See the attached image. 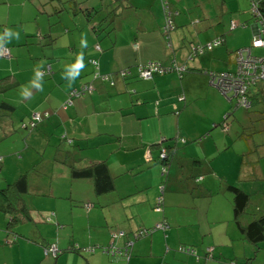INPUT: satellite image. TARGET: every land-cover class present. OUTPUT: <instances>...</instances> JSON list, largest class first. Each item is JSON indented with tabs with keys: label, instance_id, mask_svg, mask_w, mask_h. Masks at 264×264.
Listing matches in <instances>:
<instances>
[{
	"label": "crops",
	"instance_id": "1",
	"mask_svg": "<svg viewBox=\"0 0 264 264\" xmlns=\"http://www.w3.org/2000/svg\"><path fill=\"white\" fill-rule=\"evenodd\" d=\"M45 1L26 8L20 5L16 23H8V11L0 10V32L14 24L18 26L12 29L20 32V39L5 47L10 52L6 61L12 62L19 54L18 46L28 42L38 43L41 52L30 65L18 67L12 62L11 69L0 71V77L9 75L11 79L10 86L0 92V102L13 106L0 115V144L9 141L8 152L0 151V189L27 172L29 192L22 196L31 214L26 222L30 224L6 228L8 215L0 208V264H264V240L253 244L243 237L234 220L232 194L226 188L234 184L249 195L248 205L237 219L240 225L264 210V85L250 88L253 103L249 109L238 108L227 115L230 100L211 85L205 72L232 70V52L248 45L258 33L259 24L249 11L250 0H121L124 5L115 15L113 32V28L82 32L84 24L77 21L64 25L62 32L45 29ZM93 9L85 11L92 13ZM60 10L54 8L53 12ZM167 11L173 12V28L163 34ZM90 16L89 30L95 31ZM24 22L33 23L29 31ZM230 22L235 25L230 27ZM100 26L96 25L99 31ZM81 32L88 41L84 49L79 46ZM65 36L63 45L54 44ZM217 37L221 38L218 46L190 56V45ZM42 45L50 46L49 50ZM57 48L61 50L55 53ZM255 49L258 53L252 49V54L264 52L263 47ZM80 52L86 67L72 87L64 79H53L54 72L63 71ZM147 61L163 66L174 63L185 69L137 78L135 66ZM38 65L51 77L44 76L42 92L34 94L32 89L30 97L22 98L20 86L28 83ZM124 69L129 71L125 77L119 75ZM105 75L108 78H101ZM61 101L65 109L59 107ZM54 106L58 108L51 111ZM30 110L46 113L48 118L26 135L20 122ZM53 124L60 125L66 138L62 140L82 158L56 162L62 168L55 174L61 183L66 179L69 184L90 182L85 193L70 187L48 194L33 173L39 171H28L36 164L30 150L29 160H21L16 144L19 137L24 134L22 139L35 142L34 132H50ZM14 127L18 136L11 135ZM161 147L172 149L164 174L162 167L158 171ZM16 148L19 155L15 156ZM7 155L13 157L6 163ZM98 162L108 170L110 189L98 192L89 177L70 176L71 167ZM37 184L43 189L38 197L54 199L55 204L36 205L32 197H36ZM156 195L162 198L159 211L152 208ZM67 198H75L78 205L65 204ZM33 210L43 216L33 215ZM159 222L166 228L131 236L139 228ZM38 224L43 228L39 230ZM118 231L123 235L111 238ZM111 243L127 250L111 256L104 250ZM50 244L56 247L54 255L43 253ZM179 245L192 246L195 254L177 251Z\"/></svg>",
	"mask_w": 264,
	"mask_h": 264
},
{
	"label": "rangeland",
	"instance_id": "2",
	"mask_svg": "<svg viewBox=\"0 0 264 264\" xmlns=\"http://www.w3.org/2000/svg\"><path fill=\"white\" fill-rule=\"evenodd\" d=\"M14 1V0H13ZM22 1V2H21ZM20 4L19 3H14L13 4H4V3H0V10H7L8 11V23H11L10 21H12V23H16L17 22V18L20 15V10H21V6L23 7H27V6H31L32 4H38L40 2H38V0H21ZM44 1V0H41ZM64 1V2H62ZM116 3H113V0H46L44 2V6L43 9L46 10L45 14L48 15L45 17V15L43 16V13H40V16H43V24L45 29H47L48 27H51L53 30L58 29L59 31L62 32V29H64V25L66 24H72L73 21H77V23H79V25L82 23L84 24L83 26V30L82 32H103V31H99L97 29H95V31L89 30V25L87 24V19L85 15H83V13L85 12L86 9H92L94 8V11H100L99 15H101L102 13H107L108 10H110V8L112 6H114ZM54 8H61L60 11L58 12H53ZM26 13V11H24ZM74 12H76L74 14ZM95 13V12H94ZM91 13L90 16V20L92 21L93 25H97L98 23H94L96 22V19L98 17V14H94ZM27 14V13H26ZM79 16V17H78ZM117 16V15H116ZM116 16L113 19V25L114 23L117 22V20H115ZM49 18V19H48ZM21 19L24 20L25 17L23 15V13H21ZM24 28L29 31V29L33 26V23L31 22H24ZM18 25L14 24V25H8V28H16ZM99 27V26H98ZM115 26L113 27V30L111 32L114 31ZM72 32H77V31H72ZM81 32V33H82ZM1 33V32H0ZM38 37V36H37ZM69 38V36H67ZM39 38V37H38ZM66 39L65 37H62L61 39H56L55 40V45H63L62 43L64 42V40ZM58 40V41H57ZM57 41V42H56ZM93 42H96L95 39ZM95 45V44H94ZM18 51L19 54L18 56L12 61L13 63H16V65L18 67L23 66V65H30L32 64L34 61H36L34 59V56H38L41 54L40 52V45L38 43L36 44H31L28 42V44L26 45H21L18 46ZM22 47V48H21ZM47 50H49L48 48L50 46L47 45H42V48H46ZM61 49L57 48L54 49L55 53H58ZM49 52V51H47ZM256 49H253V53H256ZM258 53V52H257ZM8 59H6V57L4 56H0V71L5 70V69H11V64L12 62L10 61H6ZM53 58H51L50 61H52ZM6 74V73H5ZM54 76L53 79L55 80H60L62 79V74L63 71L62 69H58L56 72H54ZM45 77H51L50 74L46 73L44 75ZM92 77V74H91ZM256 84H258L259 86H262V84L264 85V81H258ZM56 92L58 91L57 87H53ZM42 91H34V94H38ZM55 92V94H56ZM66 98V94L64 96V100ZM63 100V101H64ZM61 101L59 107L62 109H65V102ZM70 107V106H69ZM58 107L54 106L53 109L51 111H55ZM33 111H39V110H30V112L28 111L24 117L25 120L20 122V130L21 132H25L26 135H29L32 131H34L37 126L40 124V122H42L43 120H45L46 118H48L46 113H40L38 114L39 117L37 119H33L32 120V115L34 114ZM42 112V111H41ZM50 115V113H49ZM24 125V126H22ZM18 134H20V132L14 127V130L12 131V136H18ZM50 135V136H49ZM24 136V134H23ZM23 136H21V138L19 137V141L22 140L20 143L19 141H17V146H19V150H20V155H21V160H29L28 159V150L29 151V155L34 158V160L36 161V164L34 166H31L29 168L28 171H31L32 169H35L36 171H39L37 173H35V171L33 172L35 174V177L38 178V183L40 185H43L47 188L48 194L50 191L53 192H64L65 190H67L68 188L72 187L73 191L78 193V194H82L85 193L87 190H89L91 188L90 182L88 183L87 181H77V182H70V184L68 183L67 179L66 181L64 180L63 183H61L60 181V177L57 176L55 173L57 171H59L60 169L58 168H62V166L60 164H57L56 162H61L63 159H67L70 161H79L81 158V155L76 154L73 152V150L75 151V149L73 148L72 145L68 146L66 145V143L64 142V140L66 138L63 137V135L61 134V128L59 124H53L52 126V131L47 132V133H42L40 130H36L33 134V138L32 140L35 142L30 141V139H22ZM62 138H64V140H62ZM9 141L5 140V143L2 145L0 144V151H5V153L8 152V143ZM24 149V150H23ZM17 152H13V155H19V151L16 148ZM33 152V153H32ZM13 155H7L5 156V161L7 163L8 159L10 158V160H12ZM30 158V159H32ZM54 165V167H53ZM156 166V165H154ZM162 165L159 164V169L160 170ZM158 173V172H157ZM27 174V172H26ZM39 184H37L39 187V189L37 190V192H34V194H36V197H32L33 201H35L36 205H43L45 202H47V205H49L48 202H51L52 204H55L54 199H48V198H41L38 197V195H40V191H42V186H40ZM69 184V185H67ZM164 183L158 184V186L156 187V190L160 187L163 186ZM29 192V190H28ZM27 192V193H28ZM160 193V192H159ZM159 197V195L155 196L153 204H152V208L154 209L155 203H156V198ZM30 201V205L32 206V200L31 198H27ZM75 198H73V200H68L65 199L63 200L68 204H72V205H78V203L75 202L74 200ZM60 202V201H57ZM157 211V210H155ZM38 215L40 214V216H43L41 214V212H37ZM35 212V210H33V215L37 214ZM41 222H44L42 220H40ZM25 224H30L29 222ZM37 224V223H36ZM34 224V225H36ZM33 225V226H34ZM39 226V230L41 228H43L42 225L38 224ZM30 230V227L27 228L26 232ZM37 232L40 233V231L36 229ZM158 230V229H156ZM154 231V230H152ZM152 231H150L149 233H151ZM148 234V233H147ZM146 235V234H143ZM38 236L40 237V235L38 234ZM131 236L133 237V232L131 233ZM142 236V235H141ZM18 238H22V237H18ZM111 245H113L111 243ZM110 246V245H108ZM106 247L107 249H109V247ZM118 250H123L125 248H118L115 245H113ZM106 248L104 250H106ZM43 253H44V249H43ZM109 255L113 256L115 254H110ZM49 255H52L51 253H49Z\"/></svg>",
	"mask_w": 264,
	"mask_h": 264
},
{
	"label": "trees",
	"instance_id": "3",
	"mask_svg": "<svg viewBox=\"0 0 264 264\" xmlns=\"http://www.w3.org/2000/svg\"><path fill=\"white\" fill-rule=\"evenodd\" d=\"M114 1H116V4L114 6H112L110 8V10H108V12L105 14L101 12V15H99L100 11H94V9H93L92 13L95 12L96 14H98L96 22L101 25L100 26L101 31L106 32V31L112 30L113 19H114L115 15H117L119 13L120 8L123 7V5H124L121 0H114ZM251 6H254L255 9L257 10L255 12V14H253L250 11ZM249 11L252 15V18H254V20L257 23L261 22L264 24V0H250ZM84 13L86 16H88L87 18L89 19V16L91 13L87 12V11H85ZM257 16L259 17V19L256 18ZM171 19H172V16H171ZM172 22H173V20H172ZM92 28L98 29L96 27V25H92ZM217 38H220V37H217ZM251 40H250L249 44L246 46L250 47V55H257V54H252V49L260 48V47L251 46V44H250ZM220 43H221V41L219 42V44ZM218 45H214L210 49L205 50V51H209ZM4 49H7V48H4ZM7 51H8V56H9L10 52L8 49H7ZM205 51L197 53V55L202 54ZM189 54H190V56L196 55V54H192L190 52V50H189ZM8 56L6 58H8ZM235 57H236V53L234 50L232 52V58H233V63H234V68L232 70L216 71V73L217 72L218 73L229 72V73L234 74L236 71ZM152 62H155V61H152ZM145 63H143V64H145ZM143 64H141V65H143ZM138 66L139 65L135 66L136 77L142 78V77H139L137 74V67ZM165 67H167V71H165L164 73L173 71L172 70V63H170L169 65H167ZM125 72H129V71L127 69H125ZM205 72H210V71H205ZM164 73H161V74H164ZM153 74H155V73H153ZM156 74H158V73H156ZM127 75L128 74H125L124 77ZM152 75L150 76V78L152 77ZM142 79H144V78H142ZM241 79L244 81L246 79V82H247V77L241 76ZM258 81H264V79H256L252 83L247 82L246 83L247 85L245 84L244 91L241 95L236 94V96L234 97V96H231L230 94H227V95H225L226 97L224 96L225 98H228L230 100L229 101L230 102V108H229L230 112L227 115L231 114L234 110H236L238 108H242V109L247 110L252 106L253 99L250 96V88L255 86V84ZM10 84H11V79H10L9 75H4V76L0 77V92L7 89L10 86ZM239 97L244 98V100L246 102L245 105L236 104ZM12 108H13V106H11L8 103L0 102V115L7 114L8 112H10L12 110ZM226 116L224 118H226ZM225 127H226V124L224 123L223 128L225 129ZM161 149L164 150L163 153H162ZM170 150H172L171 147H161L159 149L158 159H159L160 164L162 165L161 166L162 167V170H161L162 174L165 173V171H166L165 167L168 163V160L171 157L169 155L171 152ZM70 176L71 177H89L92 181L93 189L98 191V192L104 191V190L106 191L112 187L111 178L108 174V170H107L105 164L102 162H98V163L83 166V167H71L70 168ZM226 188L232 194V200L231 201H232V210H233L234 220L238 226L239 231L243 235V237L253 244H256L258 241L264 240V210L262 212H260L257 216L250 219L245 225H240V223L238 222L237 219H238V216L241 215L245 211V209L248 205L249 195L234 184H228L226 186ZM26 192H27L26 173L19 174L14 180H12L9 183H6L5 186L0 189V208L4 212H6L8 215V222H7L6 228H11L12 226L18 225L19 223H23V222H27V221L31 220L30 210L26 207L24 198L22 196ZM161 204H162V198H161ZM105 252L109 253L107 251V249ZM205 252L207 254H209L208 251H205Z\"/></svg>",
	"mask_w": 264,
	"mask_h": 264
},
{
	"label": "built area",
	"instance_id": "4",
	"mask_svg": "<svg viewBox=\"0 0 264 264\" xmlns=\"http://www.w3.org/2000/svg\"><path fill=\"white\" fill-rule=\"evenodd\" d=\"M250 11L255 14L257 11L254 6L250 7ZM173 12L167 11L165 12L164 15V23L162 25V32L163 34H167L169 30L172 29L173 23H172V16ZM256 18L259 19L257 16ZM259 31L257 34H255L252 37L251 40V46L253 47H263L264 48V24L259 22ZM235 24L233 22H230V27H233ZM221 41L220 38H215L211 41H208L202 45H190L189 50L192 54H197L202 51L210 49L214 45H218L219 42ZM236 57H235V63H236V71L234 74L229 73V72H221V73H216V72H208L209 75V81L211 84L217 88V90L223 95L230 94L231 96H236V94L241 95L244 91L245 84L252 83L256 79H264V52L263 54L259 55H250V47L245 46L242 48H238L235 50ZM243 54V55H242ZM0 55L7 57L8 56V51L6 49L0 50ZM90 62L95 63L94 59H91ZM175 69L177 73H180L185 69L184 66H177L174 63H172V70ZM167 71V67L161 65L159 62H152L148 61L143 65H139L137 67V74L139 77H142L144 79L150 78V76L153 73H164ZM127 72L124 70L119 71L120 76H124ZM241 76L247 77V82L246 79L245 81L241 79ZM107 76H101V78L105 79ZM247 85V84H246ZM80 90H84V88H81ZM76 93V91H74ZM226 97V96H225ZM238 105H245L246 102L243 97H239L237 100ZM66 105V104H65ZM39 115L37 113H34L32 115V120L37 119ZM24 126V125H22ZM163 153V149H161ZM161 207V198L160 196L156 198V203L154 206V209L159 211ZM166 224L163 222H159L152 226L151 228H139L136 230V232H133V237L136 238L138 236H141L143 234H147L152 230H163L166 228ZM123 232L118 231L116 233H112L111 238L117 237V236H122ZM107 249V248H106ZM127 250L126 248H124ZM209 249H207L208 251ZM106 251V250H105ZM107 251L110 254H115V253H120V250H118L113 245L110 244L109 249ZM177 251L185 253V254H195V250L192 248V246H187V245H179L177 247ZM51 253L54 255L56 253V247L54 244H50L44 248V254H49Z\"/></svg>",
	"mask_w": 264,
	"mask_h": 264
},
{
	"label": "clouds",
	"instance_id": "5",
	"mask_svg": "<svg viewBox=\"0 0 264 264\" xmlns=\"http://www.w3.org/2000/svg\"><path fill=\"white\" fill-rule=\"evenodd\" d=\"M20 39V32L13 30L12 28H5L2 33H0V50L4 49L8 43L13 40ZM79 46L81 49L87 48L88 41L86 34H81ZM86 65L84 62V54L80 52L76 55L75 59L65 65L63 69L62 79L67 83V87L71 88L72 85L80 78L81 73L84 71ZM45 72L43 71V65H38L33 69V77L28 81L27 84L21 85L19 89V95L22 98H28L32 94V89L37 91H43Z\"/></svg>",
	"mask_w": 264,
	"mask_h": 264
}]
</instances>
